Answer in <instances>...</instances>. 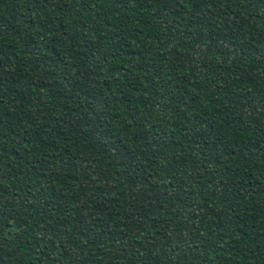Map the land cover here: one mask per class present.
I'll return each mask as SVG.
<instances>
[{"label": "trees", "instance_id": "16d2710c", "mask_svg": "<svg viewBox=\"0 0 264 264\" xmlns=\"http://www.w3.org/2000/svg\"><path fill=\"white\" fill-rule=\"evenodd\" d=\"M0 264H264V0H0Z\"/></svg>", "mask_w": 264, "mask_h": 264}]
</instances>
